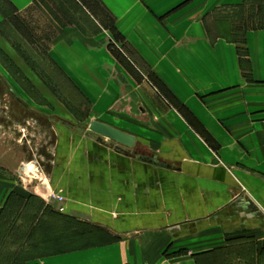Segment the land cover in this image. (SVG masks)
Wrapping results in <instances>:
<instances>
[{
  "label": "crops",
  "instance_id": "crops-1",
  "mask_svg": "<svg viewBox=\"0 0 264 264\" xmlns=\"http://www.w3.org/2000/svg\"><path fill=\"white\" fill-rule=\"evenodd\" d=\"M97 1L134 59L114 54L85 6L82 21L57 0H0V50L22 59L17 27L89 105L84 121L65 108L41 116V172L65 214L0 171V228L14 211L41 214L0 231L14 237L0 264H264V27L245 30V46L232 40L234 10L246 7L249 26L261 0ZM94 121L134 147L100 141Z\"/></svg>",
  "mask_w": 264,
  "mask_h": 264
},
{
  "label": "rangeland",
  "instance_id": "rangeland-1",
  "mask_svg": "<svg viewBox=\"0 0 264 264\" xmlns=\"http://www.w3.org/2000/svg\"><path fill=\"white\" fill-rule=\"evenodd\" d=\"M57 2L65 10L72 13L75 19H84L82 6H85L92 12L100 15V21L105 28H112L114 25L112 17L103 9L97 0H57ZM258 4L260 3L255 2L254 7H251L250 11L253 8L257 9ZM243 13H246V10L245 12H235L233 20H240ZM10 35L12 40H14L13 42L16 43L20 57L23 60L14 52L10 56L0 50V124L2 123V129L0 130V171L6 173L7 177L14 180L17 177L16 173H18V168L22 160L31 162L30 164L28 163L29 165L27 167L33 175H28L27 180L23 178L24 181L17 179L23 185L25 183L28 189L33 190L35 189L32 187L33 183H35L34 179L37 178L42 181L44 179L41 170L45 166L39 159V156L43 154L42 149H45L44 145L48 141V135L45 136L42 131L46 123L44 124L41 116H43L42 113H47L43 109L54 110L53 107L56 110L60 108H65V110L69 109L77 120L84 121L89 105L31 39L22 36L17 27L14 26L10 28ZM111 37L113 39L111 48L116 52L118 58L120 56H122L121 58H135L130 50H126L124 43L117 41L113 34H111ZM149 78L151 79V77ZM4 127L7 128L6 131ZM42 146L44 148H41ZM35 155L38 157L34 159ZM32 161L38 164H33ZM36 188L41 189L40 187ZM47 188L50 187L47 186ZM41 191L43 192L42 200L47 205L45 208L46 211L48 213H57L56 208L48 203L47 199H43L45 191L43 189ZM54 191L62 194L60 191ZM38 211V205H32L23 214L19 213V215L16 211L9 213L5 222L6 227L3 226L2 229L0 228V231L3 230V233L5 231L8 233L11 230L10 225L16 219L31 223L36 216L40 218L41 214L35 215ZM0 236H2L0 237V249H3L6 253L11 252L14 243L10 245L9 243L11 242L9 241L14 240V237L10 238L7 236L8 239L5 240L7 243H5L3 241L5 239L3 238V234ZM28 250H32L31 246ZM168 252L169 248L166 250V253ZM14 256L2 255V258L6 264H9ZM22 256L26 259L33 255ZM218 264H224L223 260H219Z\"/></svg>",
  "mask_w": 264,
  "mask_h": 264
},
{
  "label": "trees",
  "instance_id": "trees-1",
  "mask_svg": "<svg viewBox=\"0 0 264 264\" xmlns=\"http://www.w3.org/2000/svg\"><path fill=\"white\" fill-rule=\"evenodd\" d=\"M260 4H258V7L257 9L256 8H253L250 13H249V20H250V25H246L243 23V20H244V14L243 13L241 15V19L239 20V23H237V25L235 26L234 28V31H233V42H235L236 44H239L241 46H245V39H244V33H245V30H247L248 28L250 29H253V30H260L264 27V0H261L260 2H258ZM246 10V7H239V8H236L234 11L235 12H240V11H244L245 12ZM238 22V21H237ZM36 28L39 26V25H34ZM108 30H110L113 34V36L115 37V39L117 41H120L122 43H124V40L123 38L121 37V35L118 33L116 27H115V24L113 25L112 28H109V27H106ZM126 45V50H131L130 47L124 43ZM114 54L116 55V52L113 51ZM239 52H240V57H241V66H242V69L244 70H250L249 68V62L247 61V58H248V51L246 48L242 47L239 49ZM117 56V55H116ZM122 56H120L119 59H122L121 58ZM179 109L184 113V115H186L188 118L191 117L189 120L195 124V122L192 120L193 117L192 115H188V110H186L184 107L182 106H179ZM207 141H210L209 138H206ZM57 214H62V213H59L57 212Z\"/></svg>",
  "mask_w": 264,
  "mask_h": 264
},
{
  "label": "water",
  "instance_id": "water-1",
  "mask_svg": "<svg viewBox=\"0 0 264 264\" xmlns=\"http://www.w3.org/2000/svg\"><path fill=\"white\" fill-rule=\"evenodd\" d=\"M88 131L92 134L98 136L100 141L108 140L114 144H118L120 146L126 148H133L136 142V138L128 133L122 132L114 127L109 125L94 121L88 126ZM19 176L28 179V175H33V173L29 172L27 165H22L20 171L18 172ZM35 183H33V188L40 187L45 191L43 199H47L51 189L47 188L46 183L42 180L34 179ZM31 182V181H29ZM31 185V183H29Z\"/></svg>",
  "mask_w": 264,
  "mask_h": 264
},
{
  "label": "built area",
  "instance_id": "built-area-1",
  "mask_svg": "<svg viewBox=\"0 0 264 264\" xmlns=\"http://www.w3.org/2000/svg\"><path fill=\"white\" fill-rule=\"evenodd\" d=\"M47 201L56 208L57 212L62 214L66 212V198L62 194L51 190Z\"/></svg>",
  "mask_w": 264,
  "mask_h": 264
}]
</instances>
